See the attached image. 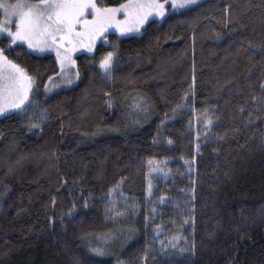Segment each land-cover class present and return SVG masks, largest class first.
<instances>
[{"label":"trees","instance_id":"1","mask_svg":"<svg viewBox=\"0 0 264 264\" xmlns=\"http://www.w3.org/2000/svg\"><path fill=\"white\" fill-rule=\"evenodd\" d=\"M107 36L51 94L56 56L0 36L35 78L27 110L0 116V264H264V0Z\"/></svg>","mask_w":264,"mask_h":264},{"label":"snow or ice","instance_id":"2","mask_svg":"<svg viewBox=\"0 0 264 264\" xmlns=\"http://www.w3.org/2000/svg\"><path fill=\"white\" fill-rule=\"evenodd\" d=\"M196 4L197 0H123L114 6L106 4L105 0H0V36L8 40L9 48L23 43L33 51L54 49L63 75L66 65L71 67L75 64L71 57L72 52L78 47L91 51L98 38L107 39L110 29L114 28L122 36L139 33L151 22V18L166 19L170 15L182 14L183 10L190 9ZM6 50L0 48V115L11 112L24 113L33 103L31 93L35 78L28 75L20 64L9 59L5 54ZM115 59V53L108 52L100 60V69L108 78H111ZM65 79L67 83H73L70 77ZM49 80H52V77H49ZM45 90H50L47 85ZM142 104L143 97H140L135 106L141 108ZM142 110L147 111V108L143 107ZM206 123L210 124L211 121L208 120ZM29 127L38 128L39 125L31 124ZM169 143L172 141L169 140ZM148 163L151 165L153 162L149 160ZM113 191L115 189L109 190V196ZM74 210L75 205L69 209V214ZM114 214L123 216L125 212ZM187 222L186 219L185 223ZM159 228L158 225L157 232ZM179 239V235L170 237L171 247L175 248ZM161 247L163 250L168 245L161 241ZM192 250L194 252V246ZM91 251L97 255H104L102 248H92ZM180 251L186 252L188 249L181 248ZM145 252L147 253V249Z\"/></svg>","mask_w":264,"mask_h":264},{"label":"rangeland","instance_id":"3","mask_svg":"<svg viewBox=\"0 0 264 264\" xmlns=\"http://www.w3.org/2000/svg\"><path fill=\"white\" fill-rule=\"evenodd\" d=\"M200 1H202V0H197V3L198 2H200ZM123 2V1H122ZM122 2H120V3H122ZM117 4H119V3H117ZM114 5H116V4H114ZM113 5V6H114ZM123 17H121V19H122ZM151 19H156L155 17H153V18H151ZM157 20V19H156ZM161 20V19H160ZM111 31H113L114 33H115V35L118 37V38H120V37H124V36H127V35H130V34H135V33H129V34H127V35H120L114 28L113 29H110ZM110 30H109V32L108 33H110ZM21 44H23V43H21ZM23 45H25L26 47H27V45L26 44H23ZM98 45H101V46H103V47H106V49H105V51H107L108 49H110L111 47H110V40H109V38H108V36H107V39L105 40V39H103V38H98L97 40H96V42H95V45L92 47V50L91 51H88L87 50V48H83V47H78L77 48V50L75 51V52H72L71 53V57H72V60H74L75 61V56L77 55V54H79V53H86V54H92L94 51H95V49H96V47L98 46ZM28 48V47H27ZM31 50V49H30ZM31 51H33V50H31ZM47 51H50V52H52L55 56H56V51L54 50V49H51V48H49V49H47V50H45V51H43V52H47ZM33 52H35V53H43V52H39V51H33ZM57 58V57H56ZM77 70H76V65L74 64L73 66H71V67H68L67 65L65 66V69H64V74L63 75H61V67H60V65H59V70H58V72L56 73V74H54L53 76H52V80H47V82L45 83V85H47L48 86V89H50V90H48V91H46L45 90V85H44V92L46 93V94H51V93H53V92H55V91H57V90H59V89H65V88H69V87H71V86H73V85H75L76 84V82H77V80H78V75H77ZM66 77H70L71 79H72V81H73V83H71V84H69V83H67L66 82ZM0 116H2V115H0Z\"/></svg>","mask_w":264,"mask_h":264}]
</instances>
